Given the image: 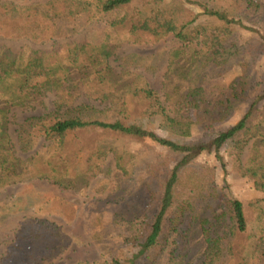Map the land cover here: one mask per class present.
Masks as SVG:
<instances>
[{
  "label": "trees",
  "instance_id": "16d2710c",
  "mask_svg": "<svg viewBox=\"0 0 264 264\" xmlns=\"http://www.w3.org/2000/svg\"><path fill=\"white\" fill-rule=\"evenodd\" d=\"M76 1L59 0L40 13L47 25H34V16L26 19L27 6L0 0V38L55 41L51 48L0 44V190L43 174L62 182L65 169L81 170L72 182L87 184L111 151L130 184L112 219L126 231L123 245L131 254L76 264H159L165 254L166 264H264V195L247 202L234 195L220 150L237 136L232 169L264 193V68L258 64L264 0H192L199 7L193 15L191 0H93L99 13L110 14L105 28L56 44L80 29ZM239 22L258 34L257 42H239ZM168 35L180 43L169 49L165 98L144 74L162 67L160 53L127 52L122 70L110 63L119 42L151 44ZM242 61L249 63L246 71L209 97L196 116L172 108L207 76H221ZM49 92L54 107L21 126L18 144L30 152L22 157L9 132L10 111ZM242 103L247 109L231 126L215 135L193 133L195 126L208 129L228 119ZM143 111L162 132L139 122ZM93 133L98 138L90 145L87 134ZM144 137L183 155L171 166L153 156ZM202 151L214 154L215 162L194 165ZM54 236H61L55 221L27 217L0 264H46L56 256L49 254Z\"/></svg>",
  "mask_w": 264,
  "mask_h": 264
},
{
  "label": "rangeland",
  "instance_id": "374dc122",
  "mask_svg": "<svg viewBox=\"0 0 264 264\" xmlns=\"http://www.w3.org/2000/svg\"><path fill=\"white\" fill-rule=\"evenodd\" d=\"M16 4L25 7L28 13L26 19L34 16V25H47V17L40 16L41 11L53 10L59 0H13ZM40 5V6H37ZM75 5L79 13V31L72 36H64L56 40V44L64 41L83 39L90 32L102 30L110 17L108 13H99L93 0H77ZM39 8V11H37ZM189 15H193L199 7L191 0L188 3ZM25 12V10L23 11ZM22 12V13H23ZM42 14V13H41ZM43 15V14H42ZM240 31L239 42L255 43L259 36L248 27L245 22L238 23ZM26 38L4 39L0 38V44L18 48H51L55 42H41ZM178 42L172 35H168L163 40L155 43H134L119 42L114 52L110 56V63L117 70H122V60L120 57L130 51L158 52L163 61L162 67L157 71H145L144 74L150 83L159 93L166 97L163 78L167 69L169 49L178 46ZM157 53V54H158ZM258 64L264 68V53L260 55ZM249 63L242 61L234 65L228 72L221 76L209 77L198 86L192 87L187 96L180 100L172 108L177 112H187L196 116L198 112L205 108L206 101L214 95L218 89L226 87L237 75L243 73L248 68ZM54 92H49L39 100L33 101L25 106H15L10 111L11 122L9 132L12 136L17 153L22 157H27L30 152H24L19 141V133L22 125H27L28 119L34 115L49 111L53 106ZM248 104H240L234 113L226 120L217 122L211 128L204 129L198 126L193 128L195 135H215L219 131L231 126L244 113ZM148 111H143L139 116V122L145 127L158 128V121H152L148 116ZM98 134H87V142L95 145ZM237 136L228 139L220 150L229 164L230 173L228 174L229 183L234 195L244 202L263 196L254 180L240 172L232 169V159L236 153L235 141ZM45 137H42L43 144ZM105 142L110 140L104 138ZM142 142H147L154 146L153 156L167 161L171 166L182 157V153L170 148L168 145L158 142L154 138L144 137ZM41 149V148H40ZM47 149V147L43 148ZM108 150V144L105 146ZM103 168L97 175L92 177L89 183L83 181L72 182L74 174H79L81 170H68L62 172V182L48 175L37 176L12 183L0 190V261L9 243L13 241L17 231L22 227L24 221L29 216H37L49 221H55L60 229L61 236H54V246L50 250V255H56L48 259L46 264H76L79 261H93L99 259L110 260L117 255L131 254L129 249L123 245V238L126 231L122 225L115 222L114 206L123 202L125 197L126 185L115 167V157L109 151L104 159ZM214 154L205 151L200 152L193 160L194 165L204 166L213 163ZM71 175V176H69ZM223 173L218 168L217 179L223 183ZM66 178V180L64 179ZM50 248V247H49ZM48 248V249H49ZM45 249V253L47 250ZM44 251V250H43ZM48 254V253H47ZM48 254V255H49ZM166 254L159 264H166Z\"/></svg>",
  "mask_w": 264,
  "mask_h": 264
}]
</instances>
